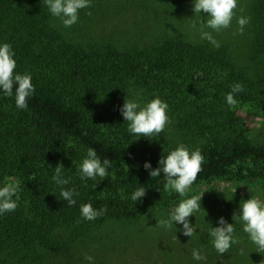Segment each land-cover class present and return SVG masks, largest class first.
Returning a JSON list of instances; mask_svg holds the SVG:
<instances>
[{"label": "trees", "instance_id": "16d2710c", "mask_svg": "<svg viewBox=\"0 0 264 264\" xmlns=\"http://www.w3.org/2000/svg\"><path fill=\"white\" fill-rule=\"evenodd\" d=\"M31 2L0 0V45H12L15 72L29 73L35 87L27 109L16 107L15 85L11 97L0 89V187L10 178L21 182L17 209L0 215V252L24 258L40 249L57 250L61 229L137 217L162 203L166 177L161 171L152 178L144 164L160 167V159L175 148L163 133L137 140L123 131L115 105L125 103L131 80L164 92L175 78H196L202 72L196 79L206 80L229 64L216 52L184 41L165 42L154 51H86L55 42L59 35L31 15L32 10L39 12ZM10 98L11 107L1 105ZM90 147L102 162H112L103 180L82 178L78 170ZM201 152L202 171L193 184L217 178L264 186V143H254L247 129L228 132L223 141L203 145ZM60 163L64 177L70 178L64 188L78 193L74 206L63 200L52 179ZM141 187L146 195L133 201L132 194ZM86 203L107 211L86 220L80 211Z\"/></svg>", "mask_w": 264, "mask_h": 264}, {"label": "rangeland", "instance_id": "374dc122", "mask_svg": "<svg viewBox=\"0 0 264 264\" xmlns=\"http://www.w3.org/2000/svg\"><path fill=\"white\" fill-rule=\"evenodd\" d=\"M31 4L33 9L39 8L31 15L44 20L63 38L55 35V42L65 41L86 51H154L165 42L184 41L216 52L229 64L209 79L175 78V84L171 81L164 92L131 80L123 97L137 100L141 106L156 96L167 102L170 122L161 133L171 148L184 144L190 152L201 150L203 145L221 142L228 132L242 128L254 143H264V1L238 0L228 29L217 33L205 27L219 41V48L200 38L201 23L206 24L209 17L203 12L195 14L194 0H91L90 7L79 10L78 22L68 28L51 14L45 0H32ZM241 15L251 17L242 35L237 31ZM235 83H241L244 91L234 94L238 104L230 108L226 95ZM12 101L3 100L1 105L11 107ZM115 107L123 131L128 130L120 107ZM135 136L137 140L144 138ZM194 195L203 196L201 210L189 217L196 229L193 238L183 235L182 224H173L171 229L156 227L158 220L167 219L182 199ZM164 197L144 215L61 229L62 242L57 250L40 249L25 258L24 254L0 252V264H264V253L256 251L243 231L239 214L242 200L257 197L264 201V186L214 178L192 184L185 197L174 190H168ZM220 217L234 224L236 240L223 255L214 248L210 235V229L219 226ZM193 249L201 251L206 260L193 259ZM86 255H91L93 262L86 260Z\"/></svg>", "mask_w": 264, "mask_h": 264}, {"label": "clouds", "instance_id": "9594fccd", "mask_svg": "<svg viewBox=\"0 0 264 264\" xmlns=\"http://www.w3.org/2000/svg\"><path fill=\"white\" fill-rule=\"evenodd\" d=\"M45 3L51 14L60 18L66 28L78 22L79 10L91 6V0H45ZM237 7L238 0H194L193 10L195 14L203 12L209 17L206 24L201 23L200 38L219 48V41L215 39L212 32L206 31L205 27L217 33L228 29L236 15L235 10ZM244 10V7L241 6L240 12L243 13ZM88 15H91V12ZM250 21V16H239L237 19V31L239 34H243L245 26ZM192 27L196 28V24L193 23ZM14 55L11 44L3 43L0 45V89L4 91L5 95L11 97L13 96L15 85L16 107L27 109L28 98L35 92V87L29 73L19 74L15 72L17 61L14 59ZM202 75V72L197 73L196 78ZM243 91L244 87L241 83L232 85V90L226 95V101L230 108H235L238 104L234 94ZM168 108L167 102L163 101L159 96H156L143 106L137 100L126 97L120 112L124 120L128 122V131L130 133L139 137L150 138L163 132L170 122ZM203 161L204 156L199 148L190 152L184 144H180L166 157L163 156L160 159V167L153 169L150 162H145L144 168L149 171L152 178L160 176L162 171L166 177L165 190H174L181 197H185L202 171ZM111 163V160L107 158L102 162L95 148L90 147L78 170L82 178L95 180L99 176L103 180L108 176L107 169L111 166ZM63 168L64 165L62 163L58 164L54 168L55 174L52 179L61 187L60 196L63 200L67 201L69 206H74L76 200L73 199V196L78 195V193L75 188H64L65 185L69 184L70 178L64 177ZM20 183L18 179L10 178L3 187H0V215L17 209L20 199ZM145 195L146 189L141 187L132 194L131 199L137 202ZM202 196L194 195L190 198L182 199L167 219L158 220L156 227L171 229L173 224H182L183 235L193 238L196 229L190 223L189 217L201 210ZM80 211L84 219L95 220L104 215L107 209L97 210L91 203H86L81 205ZM236 214L233 216L234 220L236 219ZM239 214L240 220L243 222V231L249 235L251 242L256 246V251L264 253V201L257 197L242 200ZM234 232V224L228 223L224 217L219 218V226L210 229L213 246L220 255L226 253L232 244L236 242L233 236ZM192 256L197 261L206 260V256L198 249L192 250ZM85 259L89 262L94 260L91 255H86Z\"/></svg>", "mask_w": 264, "mask_h": 264}]
</instances>
